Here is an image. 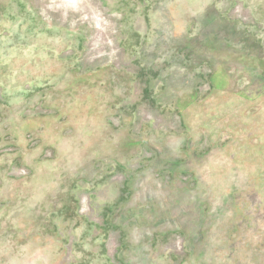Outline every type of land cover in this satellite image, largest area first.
<instances>
[{"label": "rangeland", "instance_id": "obj_1", "mask_svg": "<svg viewBox=\"0 0 264 264\" xmlns=\"http://www.w3.org/2000/svg\"><path fill=\"white\" fill-rule=\"evenodd\" d=\"M201 52L225 74L222 96L216 98L223 112L235 111V126L248 127L252 142L260 145L250 150L258 164L253 182L230 181L228 172L217 175L213 156L210 166L201 165V88L198 97L184 94L171 104L164 120L172 128L138 130L141 123L152 125L147 120L152 114L163 120L154 92L141 91L148 73L146 79L139 74L151 60L168 63L191 74L200 87L201 60L207 58ZM86 86L110 109L109 119L85 113ZM41 87L59 107L56 115H45L49 124L43 123L48 134L60 125L62 137L51 141L55 149L45 157L53 159L55 172L27 153L23 159L31 176L9 178L22 163L11 132L19 131L22 113ZM138 93L124 109V96ZM75 97L81 108L72 113L68 107L73 109ZM127 118L131 131L122 129ZM107 127L113 130L109 146L101 135ZM259 132L264 133V0H0V264H110L102 252L109 232L120 244L121 264H264V151H258L264 134ZM130 135L140 138L142 155L156 158L141 168L133 195L105 231L90 195L72 182L90 157L111 152L132 158L135 147L118 148ZM91 146L97 148L91 152ZM170 158L179 161L172 164ZM112 179L125 180L121 174ZM85 195L100 217L97 225L79 214Z\"/></svg>", "mask_w": 264, "mask_h": 264}, {"label": "crops", "instance_id": "obj_2", "mask_svg": "<svg viewBox=\"0 0 264 264\" xmlns=\"http://www.w3.org/2000/svg\"><path fill=\"white\" fill-rule=\"evenodd\" d=\"M184 35H186L188 39L189 34H180V36ZM154 42L155 47L157 48L160 41H158L157 38L152 41V44H154ZM154 54L155 59L158 58V49L155 50ZM201 54L203 53L201 52ZM203 55L207 58L201 60L200 87L197 86L199 82L196 83V81L191 79V74H184V71L181 67L180 69H175L171 64H163L159 63L158 61H153L155 63H151V60L150 64H148L149 67L144 69L145 71L143 73L139 74L140 76H145V74L148 73L147 78L149 77L146 80V86L141 88L143 89L141 91L144 92L145 96H149V94L154 92V96H156L154 97L155 105L157 109H159L158 112L161 113V115H158L163 119L164 126L155 128L151 124L143 125L141 123L138 126V130L141 131V129L144 128L146 131L148 130L151 132L160 133L164 132L163 130L172 128V126L169 125L166 121V117L170 115L172 110L171 104L173 102L182 101V97L184 94L189 95V93H193V95L198 97V90L199 88H201V165L210 166V163H208V158L210 156H213V165L215 168H218L220 170L219 171L217 169L219 172L217 173V175L222 176V173L228 172L230 181L236 182L241 180L245 182H253L255 180L256 173V170H254L253 168L257 163L255 164V155L250 150L255 148V146L256 148H259L260 145L256 142H252L254 134L247 129L248 127L239 128L235 126V121L237 122V114L235 111H233L234 113L229 112V114L227 112H223L220 100H216V98L218 99L222 96V82L224 83L223 78L225 74L224 72L218 70L214 66V63L212 64V56H209V54L206 53H204ZM155 59L153 58V60ZM70 88L74 91L75 94H77L79 91V88L77 86H70ZM47 90L48 88H39V94L36 102L35 100L32 101L31 105L33 106L28 107V109H26L22 113V119L19 122V131L16 133H13V131L11 132V136L13 138V140H11V143L13 145L12 148H17L15 153L19 154V158L21 157L22 163L20 162L21 167H14L11 169V172H9V174L7 173V176L9 178L13 177V170H25L26 166L30 165L23 159L25 158L24 155L27 153H33L34 156L38 155V159L42 162L40 166L53 167L51 171L55 172L54 165H52L53 159L45 157L47 156V154L51 157V148L55 149V146L52 144L55 143V139H60L62 137V134L61 131H59L60 125L57 130L53 124H50L54 127V131L50 134H48V126L45 127L46 129L43 128V123H46L47 120L45 115H56L59 110L57 109L59 107H56L53 102H49L48 96H50V92L49 94H46ZM102 93H104L103 88ZM134 93L136 94V91ZM135 94L133 95V97L124 96V109L125 107L132 105L129 104L130 102L136 101L137 97L142 95V93H138L136 96ZM28 98L33 99V96H28ZM193 100H195V98H193ZM235 100H237V95H235ZM71 102H73V109H71L72 105H69L68 108L70 109V111L73 110L72 113L81 108L80 103L82 101L78 100L77 97H75L73 101L71 100ZM100 102H103V100H98L96 91L90 86H86L85 113L92 118H100L101 114H104L105 116L102 115V117L109 119V116L112 114L110 113V109L106 105L101 106ZM126 104L128 105L126 106ZM42 110H45V112ZM56 117L59 116H55L53 118L56 119ZM228 117L229 120H227ZM134 119H136L135 116ZM46 124H49V122H47ZM227 124H229V128H227ZM109 128L110 127L104 128L103 132L101 133V135L104 137L103 140L105 141V144H107L108 146L110 145V139L113 132V130ZM122 129H128L129 131L132 130L131 121H129V118H127V120L125 121ZM122 129L120 130L121 134L124 133ZM120 132L118 131L119 134ZM263 134L264 133L259 132L257 133V136L261 137ZM130 137L132 139L130 138L129 143H126V136H123V141L119 142L120 144L118 145V148H125L127 146V148L130 149L131 147H135L136 153H134L135 155H133L134 158H126L124 155H119V153H107L105 151L106 153L103 156L98 158L90 157L86 161L85 166H81L80 168H78L75 174L76 180L72 182L73 184L78 185L80 190H82L81 193L85 192L90 195L97 207L96 209L98 213L103 216V229L105 231L108 229L107 225L108 222H110V218L112 219L115 215L119 214V210H123L125 208L124 204H126L127 199H129L133 195L134 181L135 178L141 174V168L150 167L148 163L153 162L156 158H150L151 154L146 151L145 155H142L143 149L142 142L139 140L140 138L137 140L135 138L133 139L132 135H130ZM51 138L53 139L51 140ZM51 141H53L54 143ZM12 148L8 147L7 152H13ZM95 148H97V146H91V152H93ZM147 151L153 153L150 148H148ZM258 151L259 153H261L262 151H264V147L262 146V148ZM142 157L144 158L142 159ZM178 161L172 158L169 159V162H171L172 164H175ZM170 169L171 171H169L168 173H171L172 175V168ZM114 174L124 175L125 180L119 182L116 180L113 181L112 176ZM28 175L29 176L26 177L31 176L30 173ZM261 177H264V170H262L261 172ZM80 194L77 193L76 198L78 197L79 199ZM110 196H112V198L110 200H107V198ZM57 208V213L60 214V206H58ZM75 213L78 214L77 209L75 210ZM105 222L107 224H105ZM111 234L115 236L113 232H109L108 234H106L107 236L105 243L103 244L102 252H104L110 264H121V260L123 258L122 251L121 254L117 253L114 258H110L106 252V241L108 236ZM69 245L71 244L69 243ZM66 247L64 246L65 249ZM72 261L73 260H71L70 263ZM237 264H246V262L240 261Z\"/></svg>", "mask_w": 264, "mask_h": 264}, {"label": "built area", "instance_id": "obj_3", "mask_svg": "<svg viewBox=\"0 0 264 264\" xmlns=\"http://www.w3.org/2000/svg\"><path fill=\"white\" fill-rule=\"evenodd\" d=\"M148 121H151L152 126L155 128H159L164 126V121L161 120L160 118H155V116L152 114L148 119ZM13 175H18V176H24L27 174L26 170L24 169H18L14 170ZM79 214L81 216H85L87 217L91 222L97 224L100 223V217H98L95 213L93 208L91 207V203H90V198L85 195L82 196V198L80 199L79 202ZM118 249H119V242L118 240L115 238V236L113 234L109 235L106 241V252L108 254V256L110 258H114L117 253H118ZM73 248L71 245L67 246V250H66V254H67V261H71L72 260V252Z\"/></svg>", "mask_w": 264, "mask_h": 264}]
</instances>
